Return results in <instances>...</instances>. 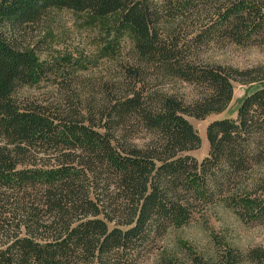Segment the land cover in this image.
Segmentation results:
<instances>
[{
  "label": "trees",
  "instance_id": "obj_1",
  "mask_svg": "<svg viewBox=\"0 0 264 264\" xmlns=\"http://www.w3.org/2000/svg\"><path fill=\"white\" fill-rule=\"evenodd\" d=\"M60 10L116 15L136 35L130 61L112 81L63 77L50 97L22 95L57 67L40 35ZM225 44L264 45V0H0V264H140L219 200L264 224V85L192 154L189 118L225 111L235 82H264V67L205 57ZM217 248L159 264H264V243Z\"/></svg>",
  "mask_w": 264,
  "mask_h": 264
},
{
  "label": "rangeland",
  "instance_id": "obj_2",
  "mask_svg": "<svg viewBox=\"0 0 264 264\" xmlns=\"http://www.w3.org/2000/svg\"><path fill=\"white\" fill-rule=\"evenodd\" d=\"M162 2L163 0H156ZM40 38H46V50L41 57L57 65L47 78L34 86L22 89V95L47 98L57 91L58 81L66 78L88 83L112 81L119 73V64L130 61L136 35L132 28L118 27L116 15L94 17L89 12L60 10L44 26ZM205 57L239 69L264 67V45L242 46L225 44L212 46ZM264 82L234 83V96L229 107L219 114L204 119L190 117L197 128L202 145L192 154L201 159L208 151L206 130L214 119L235 117L240 101ZM91 87V86H90ZM178 92L193 96V87L179 84ZM253 177H264V164L255 169ZM264 243V224H247L224 200L209 204L196 212L186 223L172 226L161 241V246L140 264H159L166 257L186 261L192 253L212 256L217 247H235L242 251ZM249 264V263H243Z\"/></svg>",
  "mask_w": 264,
  "mask_h": 264
}]
</instances>
